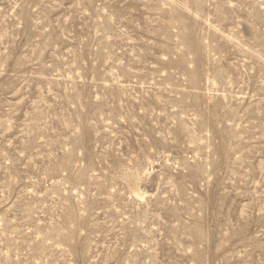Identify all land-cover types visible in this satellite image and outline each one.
I'll use <instances>...</instances> for the list:
<instances>
[{"label":"rangeland","instance_id":"374dc122","mask_svg":"<svg viewBox=\"0 0 264 264\" xmlns=\"http://www.w3.org/2000/svg\"><path fill=\"white\" fill-rule=\"evenodd\" d=\"M0 264H264V0H0Z\"/></svg>","mask_w":264,"mask_h":264}]
</instances>
